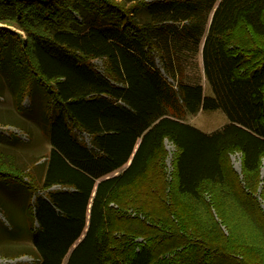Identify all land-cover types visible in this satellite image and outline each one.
Returning a JSON list of instances; mask_svg holds the SVG:
<instances>
[{
  "label": "trees",
  "instance_id": "16d2710c",
  "mask_svg": "<svg viewBox=\"0 0 264 264\" xmlns=\"http://www.w3.org/2000/svg\"><path fill=\"white\" fill-rule=\"evenodd\" d=\"M263 40L264 0H0L10 122L28 135L37 126L50 143L25 168L0 161V180L28 193L36 264H264L231 238L199 244L210 236L189 209L205 188L230 185L236 150L244 176L231 186L264 230L254 196L262 181L264 201ZM198 51L202 69L187 58ZM219 109L228 122L212 132L184 121ZM165 140L175 146L171 179ZM21 231L17 222L11 237Z\"/></svg>",
  "mask_w": 264,
  "mask_h": 264
},
{
  "label": "rangeland",
  "instance_id": "374dc122",
  "mask_svg": "<svg viewBox=\"0 0 264 264\" xmlns=\"http://www.w3.org/2000/svg\"><path fill=\"white\" fill-rule=\"evenodd\" d=\"M138 18L142 22H145L147 19L145 12L142 11L138 15ZM193 56L194 57H191V54L188 53V61L190 63H196L198 69H201L200 51L196 52ZM92 61L96 65L97 70L103 72V59L95 58ZM157 61L159 60L157 59ZM158 66L161 67L160 64H158ZM185 67L186 75L194 73L193 67H190L188 64L185 65ZM161 71L164 73L162 69ZM204 86L205 92L207 93L210 88L208 89L206 82H204ZM23 104L26 107L30 105L29 96H25ZM15 113L11 93L6 84L0 82V133L6 137H0V161L4 163L7 162L6 164H8L15 160L17 165L25 168L30 158L35 159L47 153L50 149V143L48 136L37 126L32 125L33 133L28 135V133L21 128L23 127V124H21L22 122L18 121L16 122L17 124L11 123V116H15ZM22 118H24V116H22ZM184 121L196 125L206 132H212L222 128V126L228 122V119L225 113L219 109L214 111H201L197 116L186 115ZM79 134L85 141H89L88 135L85 132H79ZM164 150L167 154L165 159L166 172L169 176L168 179H171L172 172L174 171L173 160L175 146L172 142L165 140ZM229 159L227 163L229 173L227 176L231 177L235 175V177L231 179L230 185L221 183L220 185H212L209 188H205L201 192L200 197L194 199L193 203L189 205V209L194 213L196 218H198L199 224L206 227L205 234L210 236L207 240H202L198 236H195L194 239H196L199 244H202V246L205 244L211 247L216 245L222 247V245L231 238L237 248H254L264 254V230L262 225H260L258 219L254 218L248 212L244 204L240 201V195H238L234 187L231 186V184L236 183L237 179H242L244 176L240 152L234 150L229 154ZM42 161H44V158H41L39 163ZM259 178L261 180L264 178V157L261 160L259 168ZM24 179L27 180V178ZM261 185L262 181L254 196L260 201L261 207L264 210V201L260 197ZM213 188L216 189V192H212ZM229 189L230 196L227 194ZM27 196L28 193L25 192L24 188H21L19 184H16L13 180L9 183L0 180V264H36L38 261V257L32 245L28 223H26L24 212H22V204L27 200ZM182 202L185 204L187 203L186 201ZM112 204L115 207L117 206L115 203ZM186 209L188 210V208ZM204 210L210 213V219L206 215L202 216ZM126 214L131 218H138L140 220L145 219L142 213L132 208H128ZM166 214L167 211L164 212V216H166ZM17 222L21 224L22 231L16 236L11 237V234L16 231ZM175 223L177 222L175 221ZM210 225H212L213 231ZM144 238L141 236L137 240L144 242ZM235 259L238 261L239 256ZM64 263L65 260L63 264Z\"/></svg>",
  "mask_w": 264,
  "mask_h": 264
},
{
  "label": "crops",
  "instance_id": "0c3cea01",
  "mask_svg": "<svg viewBox=\"0 0 264 264\" xmlns=\"http://www.w3.org/2000/svg\"><path fill=\"white\" fill-rule=\"evenodd\" d=\"M200 54H201V53H200ZM200 64H201V69H202V67H203V66H202V56H201ZM202 80H203V81H202ZM202 80H201V81H202L201 83L204 85L205 80H204V79H202ZM199 113H200V112H199ZM199 113H198V114H199ZM198 114H197V115H198ZM197 115H194V116H197ZM195 126H196V125H195ZM196 127H197V126H196ZM201 130H202V129H201ZM203 131H204V130H203ZM205 132H206V131H205ZM115 173H116V172H115Z\"/></svg>",
  "mask_w": 264,
  "mask_h": 264
}]
</instances>
